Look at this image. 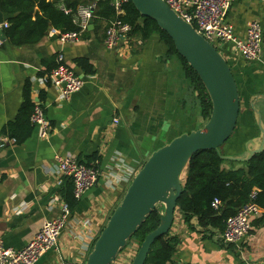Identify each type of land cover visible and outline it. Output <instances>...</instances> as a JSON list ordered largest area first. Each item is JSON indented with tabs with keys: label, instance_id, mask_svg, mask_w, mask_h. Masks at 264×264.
Here are the masks:
<instances>
[{
	"label": "crops",
	"instance_id": "obj_1",
	"mask_svg": "<svg viewBox=\"0 0 264 264\" xmlns=\"http://www.w3.org/2000/svg\"><path fill=\"white\" fill-rule=\"evenodd\" d=\"M61 1L66 5V0H51L58 8ZM254 21L260 22L263 31L258 61L245 62L232 43L219 49L233 71L242 102L237 129L225 151L235 157L245 156V144L259 136L250 102L264 96V0H234L225 20L234 37L245 40L248 25ZM92 22L73 44L50 37L51 30L39 43L22 47L12 46L5 32L0 37V138L10 139L8 127L29 119L27 88L33 105L38 92L53 129L48 139H41L32 126L23 144L2 148L0 143V236L5 247L22 250L45 221L60 215L72 182L58 183L56 156L85 163L95 157L91 166L98 164L96 168L103 172L96 187L70 208L57 249L38 264L86 261L91 243L106 226L125 186L148 158L206 123L181 60L168 55L167 46L157 36L145 44L130 37L121 49L110 51L104 45L108 23L96 18ZM60 56L85 83L67 102H59L58 90L39 81L59 66ZM81 59L89 62L93 74L78 66ZM242 96L248 106L243 105ZM257 106L264 124V101ZM18 133V137L24 136V132ZM198 226L190 229L177 210L170 236L179 245L172 264H264V211L252 221L250 235L237 245H225L223 232H205Z\"/></svg>",
	"mask_w": 264,
	"mask_h": 264
},
{
	"label": "water",
	"instance_id": "obj_2",
	"mask_svg": "<svg viewBox=\"0 0 264 264\" xmlns=\"http://www.w3.org/2000/svg\"><path fill=\"white\" fill-rule=\"evenodd\" d=\"M130 1L142 17L155 21L172 40L177 54L203 84L212 112L202 128L175 138L148 158L96 239L85 264H115L132 236L152 213L158 211L159 226L146 237L131 262L145 264L155 241L169 235L173 228L176 212L180 211L177 203L183 192L185 172L195 154L215 151L223 160L247 163L264 152V124L261 112L256 109L264 96L258 95L250 102L258 138L245 144L243 157L223 155L222 148L237 129L242 104L237 81L227 60L193 25L178 17L164 0ZM13 18L0 9V26ZM52 29L50 26L49 30ZM3 30L0 28V37H4ZM196 220L191 222L193 226L197 225Z\"/></svg>",
	"mask_w": 264,
	"mask_h": 264
},
{
	"label": "trees",
	"instance_id": "obj_3",
	"mask_svg": "<svg viewBox=\"0 0 264 264\" xmlns=\"http://www.w3.org/2000/svg\"><path fill=\"white\" fill-rule=\"evenodd\" d=\"M92 1L95 0H66L65 3L68 8L76 10L79 5H86ZM112 1L97 0L95 18L105 20L108 25L115 20L129 24L132 28L130 37L143 44L157 36L167 46L168 55L177 56L181 60L191 84L192 94H197L202 117L207 122L212 112L209 96L197 74L177 54L172 40L158 28L155 21L142 17L131 1L124 5L125 15L120 17L116 15ZM0 9L14 16L7 22L8 28L4 29V32L8 42L15 47L39 43L48 34L50 26L61 33L79 30L73 24L72 17L65 15L57 7L56 2L51 0H0ZM77 64L86 73L93 74L94 71L86 59L79 60ZM29 96L30 88H27L25 111L28 112L30 109L32 111L29 119L10 125L6 131L10 134L9 138L15 140L18 145L23 144L32 133L30 118L34 105ZM17 132H24V136L18 137ZM223 148L221 152L226 155ZM96 160L97 158L93 157L88 163H81L91 166ZM225 162L237 164L221 159L215 151L199 152L190 160L184 176L183 192L177 203L190 229L194 230L191 222L197 218L199 222L197 225L201 230L223 232L226 221L250 201L253 192L256 193V203L264 211V152L254 156L247 163H239V167H232L233 169L230 170L223 167ZM95 166L97 167L98 164ZM64 198L70 208L77 202L72 185H68ZM216 199L222 203L219 211H214L212 208V203ZM159 224L160 213L155 211L132 236L127 247L133 241L139 249L146 237L155 231ZM178 245L179 240L170 235L157 239L151 247L145 264H172Z\"/></svg>",
	"mask_w": 264,
	"mask_h": 264
},
{
	"label": "built area",
	"instance_id": "obj_4",
	"mask_svg": "<svg viewBox=\"0 0 264 264\" xmlns=\"http://www.w3.org/2000/svg\"><path fill=\"white\" fill-rule=\"evenodd\" d=\"M130 0H113L112 7L118 17L124 16V5ZM178 17L193 25L197 32L218 51L224 44L232 43L236 52L247 63L259 60L262 53L263 31L260 22L254 21L248 25L246 38L237 40L229 26L225 24L227 14L234 0H164ZM60 10L72 17L73 24L79 29L75 32L61 33L52 29L50 37H58L64 44H73L79 41L82 34L87 32L95 18L97 0L86 5H79L76 10L68 8L63 1L58 5ZM0 28H8L5 23ZM132 28L121 20L111 22L106 29L104 45L107 50L115 51L127 44ZM220 52V51H219ZM59 66L49 75L40 78L42 85L52 86L58 90L57 100L67 102L72 96L84 88V80L78 77L70 68L63 64L60 56ZM31 124L38 130L41 139H48L53 129L46 118L42 101L34 99V110L31 115ZM117 124L118 121L114 120ZM1 147L15 144V140L0 138ZM55 174L58 183L67 179L72 182L73 195L80 200L88 191L96 187L103 172L96 166H86L77 158L71 156L55 157ZM256 193L250 196V201L243 205L236 215L230 217L225 224L221 239L225 245H237L244 241L251 233L252 221L262 215L263 210L256 203ZM222 203L215 200L212 203L214 211H219ZM71 215L70 206L61 204L60 215L52 220L45 221L33 240L22 250L6 248L0 236V264H38L41 258L58 247L59 238L68 225ZM86 261H71L64 264H85Z\"/></svg>",
	"mask_w": 264,
	"mask_h": 264
},
{
	"label": "rangeland",
	"instance_id": "obj_5",
	"mask_svg": "<svg viewBox=\"0 0 264 264\" xmlns=\"http://www.w3.org/2000/svg\"><path fill=\"white\" fill-rule=\"evenodd\" d=\"M243 94V93H242ZM242 101H243V105L244 106H248L249 105V101H246V99L242 96ZM259 106V105H258ZM258 106H256V109L258 110V111H260L259 110V108H258ZM240 118V117H239ZM202 126H204V123H203V125ZM227 144V143H226ZM225 144V146H224V148H223V152L225 153V151H226V153L228 152V149H227V145ZM239 163H229V162H225L224 163V168H228L229 166H232V167H239V165H238ZM144 166V164L142 165V167ZM141 167V168H142ZM141 168L138 170V172L141 170ZM133 180V179H132ZM131 180V181H132ZM131 183V182H130ZM130 183L127 185V186H125L126 187V190H125V192H124V194H123V196L125 195V193H126V191H127V189H128V187H129V185H130ZM123 196L121 197V199L123 198ZM121 199H120V201H121ZM120 201H119V203H120ZM119 203L116 205V207L119 205ZM115 210V209H114ZM113 210V211H114ZM107 223V222H106ZM103 230V229H102ZM100 233H101V231L98 233V235L97 236H95V239L100 235ZM170 235V234H169ZM93 244H94V241L91 243V249H92V247H93ZM90 249V250H91ZM137 250H138V245L137 244H135V243H133V241L131 242V244L126 248V250H124L119 256H118V259H117V261H116V263L115 264H131V262H132V260H133V258L135 257V255H136V253H137Z\"/></svg>",
	"mask_w": 264,
	"mask_h": 264
}]
</instances>
